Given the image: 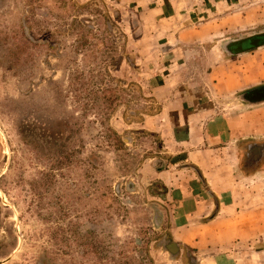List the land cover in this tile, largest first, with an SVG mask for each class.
I'll use <instances>...</instances> for the list:
<instances>
[{"label": "rangeland", "instance_id": "1", "mask_svg": "<svg viewBox=\"0 0 264 264\" xmlns=\"http://www.w3.org/2000/svg\"><path fill=\"white\" fill-rule=\"evenodd\" d=\"M139 3L0 0V264H264V157L248 158V143L264 138L238 141L226 161L235 171L229 238L200 231L193 248L171 235V202L147 171L171 157L135 127L159 110L140 84L135 45L163 19L145 18L155 5ZM171 3L174 26L224 32L249 6L251 25L231 31L264 29V0ZM257 53L264 48L215 64ZM240 90L213 91L220 113Z\"/></svg>", "mask_w": 264, "mask_h": 264}, {"label": "crops", "instance_id": "2", "mask_svg": "<svg viewBox=\"0 0 264 264\" xmlns=\"http://www.w3.org/2000/svg\"><path fill=\"white\" fill-rule=\"evenodd\" d=\"M131 1L140 4V0ZM170 1L148 0L155 5L151 7L155 15L150 11L145 18H158L161 14L163 20L145 27L135 45L138 54L135 64L145 72L139 74L145 76L140 84L150 90L159 107L158 112L144 116L135 127L157 135L163 154L171 157L165 168H158L155 163L147 171L164 188L163 199L171 202L173 239L197 248L202 243L200 231L211 229L216 238L228 239L233 230L227 215L233 209L227 205V197L233 192L235 171L226 162L232 147L238 141L264 138V107L238 115L220 113L212 96L215 90L226 96L264 80V56L257 53L216 65L217 57L212 47H208L211 38L238 26L251 25L246 14L249 6L243 8V15L233 14L228 19L229 28L221 32L172 25L177 11ZM197 10L203 9L197 6ZM196 16L190 14L188 19L193 21ZM203 82L210 83L206 85L208 88L202 86ZM253 144L258 142L248 143L249 147ZM201 181L207 185V191L199 188ZM199 218L207 220L199 222Z\"/></svg>", "mask_w": 264, "mask_h": 264}, {"label": "water", "instance_id": "3", "mask_svg": "<svg viewBox=\"0 0 264 264\" xmlns=\"http://www.w3.org/2000/svg\"><path fill=\"white\" fill-rule=\"evenodd\" d=\"M218 60L229 61L264 48V29L251 34L249 29H238L217 35L208 41ZM228 114L238 115L264 107V84L243 89L228 97L223 104ZM175 249V244L170 245Z\"/></svg>", "mask_w": 264, "mask_h": 264}, {"label": "flooded vegetation", "instance_id": "4", "mask_svg": "<svg viewBox=\"0 0 264 264\" xmlns=\"http://www.w3.org/2000/svg\"><path fill=\"white\" fill-rule=\"evenodd\" d=\"M256 146H258V145H255V144L250 145V147H249L250 154L248 155V158L253 159L255 161L260 158L258 163H261V161L263 160V157H264V155L262 153L264 151V144L262 146H260V147H256Z\"/></svg>", "mask_w": 264, "mask_h": 264}]
</instances>
